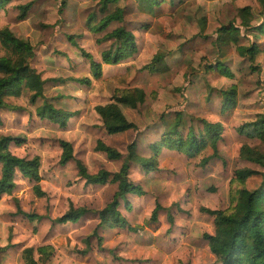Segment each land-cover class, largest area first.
I'll use <instances>...</instances> for the list:
<instances>
[{"label": "rangeland", "instance_id": "rangeland-1", "mask_svg": "<svg viewBox=\"0 0 264 264\" xmlns=\"http://www.w3.org/2000/svg\"><path fill=\"white\" fill-rule=\"evenodd\" d=\"M118 0L103 12L102 0H9L0 8V31L7 29L33 48L29 65L44 82L43 97L35 103L22 89L17 98H6L0 109V138L22 140L11 143L12 155L40 160L39 186L45 193L37 198L35 183L19 173L15 187L0 196V264H24L22 252L31 248L37 264H218L210 253L204 234L214 233L213 217L201 209L229 211L234 182L239 169L264 170L239 156L248 145L264 152L257 139L238 130L264 119V36L255 28L264 19V6L258 0ZM30 5L23 19L19 7ZM117 8L122 22H113L102 33L97 24ZM245 9V11H243ZM124 27L135 38L136 52L117 65H101L99 77L90 73L82 52L96 63L108 51L112 40L106 33ZM233 28L237 44H221L220 30ZM255 45L253 60L238 53L236 47ZM7 51L0 42V57ZM223 64L228 76L211 69ZM153 65L156 72L144 68ZM88 79L89 85L75 82ZM141 89L145 101L135 110L122 108L134 130L108 135L95 112L97 106L112 102L120 92ZM234 90L232 107L222 110L225 91ZM44 103L73 114L64 127L41 120L36 109ZM185 137L189 130L198 135L201 121L220 124L218 156L205 166L209 147L194 157L175 151H162L156 169L146 173L131 164L129 180L140 186L143 195H127L130 210L121 203L119 211L131 230L100 231L101 247L89 238L98 224V212L111 202L117 185H84L77 175L76 161L89 174L100 170L116 173L134 143L140 157L152 156L151 146L175 125ZM60 141L71 144L73 160L59 165ZM101 141L121 154L110 160L95 150ZM111 179V177H110ZM260 177L245 183L248 190L258 187ZM158 204L155 223L150 215ZM70 207H84L88 213L75 224L56 225L53 220ZM36 214L30 222L17 212ZM171 217L172 222L168 221ZM50 247L52 255L40 258L37 250Z\"/></svg>", "mask_w": 264, "mask_h": 264}, {"label": "trees", "instance_id": "trees-1", "mask_svg": "<svg viewBox=\"0 0 264 264\" xmlns=\"http://www.w3.org/2000/svg\"><path fill=\"white\" fill-rule=\"evenodd\" d=\"M9 0H0V8ZM118 0H102L103 12L110 3ZM260 5L264 6V0H258ZM158 5L154 0L151 6ZM30 5L19 7V19L26 16ZM245 11V9L243 10ZM123 10L117 8L111 14L106 15L97 24L91 25L90 30L94 33H102L113 22H122ZM234 29L220 30L218 40L221 44H237L234 36ZM256 35L264 36V19L259 26L255 28ZM104 40H112L113 44L108 51L102 54V62L96 63L91 56L82 52L83 57L90 64V73L94 77H99L101 65L113 66L130 58L135 52V38L133 34L124 27H119L103 36ZM0 42L7 51V56L0 57V109L6 106V98H17L22 89L30 92V101L35 103L37 99L43 97L44 82L39 74L30 67L29 62L34 57L33 48L23 40L15 38L7 29L0 31ZM238 53L242 56H248L253 60L259 49L252 45L249 47H236ZM145 70L153 73L157 69L153 65L147 66ZM211 69L228 76V72L223 64L216 63ZM81 85H89L88 79L74 80ZM234 90L222 93V110L228 111L233 103ZM145 101V94L141 89H132L120 92L113 96L112 102L104 106H97L95 112L101 120L102 126L108 135H117L134 130L135 125L128 121L123 114L122 108L135 110ZM36 115L41 120H47L51 123L64 127L73 114L60 109H55L52 105L44 103L36 109ZM180 120L177 118L175 125L167 131L160 139V142L151 146L152 156L150 158L140 157L136 153L135 144L132 143L127 148V155L122 162L119 170L112 176L105 170H100L96 174H89L85 166L76 161L77 175L84 181V185H104L108 181L117 185V190L110 203L98 212V224L89 238L96 240L97 246L101 247L103 239L99 232L113 229L131 230L126 219L119 211L122 203L126 210H130L127 195L141 196L143 191L140 186L133 185L129 180V169L131 164L139 165L146 173L156 169V157L165 149L184 154L187 157H194L201 150L209 147L212 154L201 160L200 166H205L210 160L219 158L217 144L221 137L222 128L218 123H208L201 121L202 130L196 135L193 130H189L185 137L178 132ZM238 133L247 135L251 139H257L264 146V119L247 124L240 128ZM21 145L19 138L1 137L0 138V196L9 194L14 185V177L19 173L23 178L32 180L33 193L37 198H44L45 193L39 186L40 160L38 157L32 159L19 158L11 154L9 145ZM61 155L59 165L65 166L73 160V149L70 143L60 141ZM95 150L105 154L110 160H119L121 154L112 147H109L98 141ZM239 156L241 159L256 165L264 170V152L258 148L243 145L240 148ZM111 177V179H110ZM260 177V183L257 188L248 190L245 187L246 181ZM234 182L240 185V188L234 193V205L229 211L201 209V211L213 217L214 233L212 235L204 234L203 239L207 242L210 253L215 257L218 264H264V171L244 168L234 172ZM161 207L156 204L153 209L149 222L157 221V214ZM19 214L28 221L34 222L41 219L36 214H27L17 210ZM88 210L84 207H70L62 216L53 220L56 225H66L77 223ZM168 221L172 219L169 216ZM37 253L42 259H48L52 255L50 247H41ZM24 264H37L34 259V250L25 249L22 252Z\"/></svg>", "mask_w": 264, "mask_h": 264}]
</instances>
